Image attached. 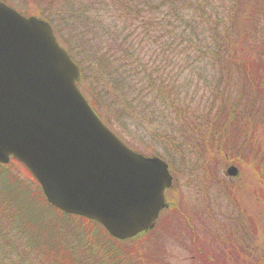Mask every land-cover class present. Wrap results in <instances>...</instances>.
<instances>
[{
    "label": "trees",
    "instance_id": "trees-1",
    "mask_svg": "<svg viewBox=\"0 0 264 264\" xmlns=\"http://www.w3.org/2000/svg\"><path fill=\"white\" fill-rule=\"evenodd\" d=\"M61 3L62 18L73 19L91 60L86 70L64 44L80 69L81 90L100 117L96 99L110 111L117 124L103 121L123 142L140 151L134 144L139 136H131L137 132L144 137L146 128L149 140L173 155L189 153L202 171L230 160L246 162L264 189V86L261 75L251 72V56L242 55L250 47L264 54V39L253 29L245 35L248 28L237 25L244 41L239 42L232 31L237 22L233 14L219 18L205 9L206 0H59L57 5ZM26 10L47 20L36 6ZM196 22L206 29H195ZM36 189L23 186L8 165H0V264H163L154 253L133 255L130 246H120L94 222L89 234L95 240H89L72 216L50 206ZM246 232L240 228L242 238ZM248 246L255 249L252 240Z\"/></svg>",
    "mask_w": 264,
    "mask_h": 264
},
{
    "label": "water",
    "instance_id": "water-1",
    "mask_svg": "<svg viewBox=\"0 0 264 264\" xmlns=\"http://www.w3.org/2000/svg\"><path fill=\"white\" fill-rule=\"evenodd\" d=\"M79 78L48 22L0 1V163L20 161L50 205L131 239L153 227L171 176L105 126Z\"/></svg>",
    "mask_w": 264,
    "mask_h": 264
},
{
    "label": "rangeland",
    "instance_id": "rangeland-1",
    "mask_svg": "<svg viewBox=\"0 0 264 264\" xmlns=\"http://www.w3.org/2000/svg\"><path fill=\"white\" fill-rule=\"evenodd\" d=\"M81 1L82 4H86V0ZM8 2L15 10L24 14L29 5L39 8L44 17L48 16L47 21L60 43L63 46L68 43L75 57L83 63L86 70L90 69L88 49L79 41V29L75 27L72 18H68L66 22L62 18L65 13L64 4L57 5L59 0H8ZM206 3L205 9L208 12L212 9L219 18L224 17L228 20L230 13L233 14L237 22L232 31L239 42L244 41L238 37L241 32L237 31V25L248 28L245 35L253 29L255 35L264 39V29L261 25L264 23V15L261 14L264 0H235L233 6L232 0H206ZM242 11L246 13L242 14ZM197 25L196 22L194 28L198 31L206 29ZM256 44L254 42L250 45ZM238 46L239 44L236 49ZM260 48L264 50V46L261 45ZM254 52L250 47L247 51H242V55L251 56H248L253 62L251 72L261 75L260 81L264 86V54ZM203 74L202 77L206 76V73ZM207 77L208 80L214 79L211 75ZM243 81L241 78L242 83ZM197 90L199 96L202 92L201 86ZM259 101L260 98L259 100L256 98L254 104L257 105ZM96 102L98 104L95 105L96 110L101 118L109 120L110 123L115 122L111 119L110 111L99 100L96 99ZM116 124L115 129H119ZM143 131L144 137L137 132L131 136L132 138L134 135L139 136L134 138V144L141 147L140 152L146 155L157 154L168 163L173 174V187L166 192L167 207L160 212L152 229L134 240L120 242V246L125 248L126 245L130 246L129 249L134 251L133 255L136 252L154 253L157 255L155 258L163 260V264H264V189L258 186L255 168L246 165V162L241 164L230 160L228 164L217 163L212 168L202 171L197 164L195 166L194 156L189 153L185 157L173 155L165 145L156 140H149V131L146 128ZM262 138L260 135V139ZM250 146L251 143L245 146L247 151ZM6 165L20 184L37 190V183L23 166L16 162ZM230 166L236 168L237 174L227 177L225 171ZM69 219L71 222H78V227L82 226L79 230L83 234L84 231L88 233V236H85L89 240H95L89 234L93 231L90 222L87 223L83 218L78 221L73 216ZM241 227L248 231L243 238L240 233ZM244 238L246 243H243ZM250 240L255 249L249 248ZM110 244L112 248L123 249L118 244ZM250 251L255 255L251 256ZM201 253L208 254L212 262L200 257Z\"/></svg>",
    "mask_w": 264,
    "mask_h": 264
},
{
    "label": "flooded vegetation",
    "instance_id": "flooded-vegetation-1",
    "mask_svg": "<svg viewBox=\"0 0 264 264\" xmlns=\"http://www.w3.org/2000/svg\"><path fill=\"white\" fill-rule=\"evenodd\" d=\"M173 187V186H172Z\"/></svg>",
    "mask_w": 264,
    "mask_h": 264
}]
</instances>
